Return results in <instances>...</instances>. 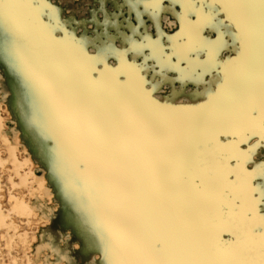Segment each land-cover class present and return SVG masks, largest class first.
<instances>
[{
  "label": "snow or ice",
  "instance_id": "obj_1",
  "mask_svg": "<svg viewBox=\"0 0 264 264\" xmlns=\"http://www.w3.org/2000/svg\"><path fill=\"white\" fill-rule=\"evenodd\" d=\"M125 6L137 24L128 30L119 14L105 19L93 55L75 41L71 51L41 55L32 39L50 26L39 17L47 11L55 19L58 9L0 0V31L37 116L57 140V170L65 176L69 160L89 162L87 173L66 179L67 194L96 229L108 264H264V0H184L180 32L167 47L162 33L136 38L141 8L159 30L160 0ZM220 15L235 26L239 43L238 55L223 63ZM210 26L215 39L202 35ZM130 55L142 63H129ZM110 58L119 66L110 68ZM151 61L182 79L219 71L222 83L196 107L144 101L148 94L131 83H143L137 73ZM194 169L198 184L190 179Z\"/></svg>",
  "mask_w": 264,
  "mask_h": 264
},
{
  "label": "bare ground",
  "instance_id": "obj_2",
  "mask_svg": "<svg viewBox=\"0 0 264 264\" xmlns=\"http://www.w3.org/2000/svg\"><path fill=\"white\" fill-rule=\"evenodd\" d=\"M121 1L123 3L122 6L127 9L128 14L131 16L132 12L125 6L126 0ZM183 2L184 0H167V5L163 6L162 0H160V8L157 12L158 24L160 23V19H163V21L168 23L171 22L170 19L174 18V21L172 22L179 24L180 32V16L183 14V8L181 5ZM42 3L48 4L46 2ZM105 5L106 0H101L100 11L104 15L106 11ZM51 7L58 9L55 19L51 18L49 12H44L39 19H43L44 16H47L50 20L54 21L53 28L46 30V34H42L39 39H32L33 47L41 55H47L59 49L72 50L73 42L55 43L59 40L50 36L51 32L57 31V28L59 27L60 13L63 11V9H60L55 5H51ZM140 11L142 14L144 13L142 8ZM92 15V19L98 24L99 19L97 13H93ZM146 15L157 24L156 18L151 14ZM71 19L74 22L73 17ZM105 19H109V17L107 16ZM188 19L190 21H195L196 17L190 16ZM217 19L223 22L220 17ZM219 31L225 33L224 40L227 45L226 48L221 49L217 57L218 61L223 63L231 59L226 55L228 50H237V41L233 38V31L225 23L224 27L220 28ZM216 32V27L210 26L203 30L202 35L207 38L215 39ZM72 34L74 35L73 31ZM228 38L231 39V41H228ZM167 40L169 41V38H167ZM120 41L121 45H125L122 40ZM9 46V37L3 31H0V70L3 74L2 78L6 79L3 81L0 80V175L5 171L8 164L12 165L13 173L11 172L8 174V180L11 186L16 187L17 185H22L23 187L28 188L31 197H33L34 200L30 201L22 196L17 197L12 195V193L10 194L8 207L4 208L1 202L2 182L0 177V232L5 230L9 233L10 229L14 230L12 223L13 217L28 218L35 216L37 215V210L42 212L43 218L51 219L53 211L50 209H44V203L41 204V199L43 196L50 198L53 195L63 204V209L58 219L60 220V225L63 226L65 230H69L75 234V238L81 241L82 247L79 256V260L82 262L81 264H84V262L85 264L88 262L91 264L94 263L97 255L102 257V264H108L109 257L106 255L105 247L101 242L96 229L86 219L74 200L71 199L66 192V179H71L73 175H83L87 173L90 168L89 162L83 158L77 161L69 160L67 162V174L65 176H62L57 170V140L51 132L43 127L40 118L37 116L34 108L33 96L26 88L20 72L14 66L13 60L9 54ZM80 47L82 46L80 45ZM131 57L133 58V63H135V59L138 57ZM198 59L201 61L206 60V54L200 55ZM99 72L100 70L97 65L96 72L93 74L92 78L98 79ZM216 72L217 71H213L199 80L193 77L182 79L179 73L171 70H164L162 72L156 62L151 61L146 70L137 73L143 83H140L134 77L131 86L134 90L148 94L147 96L141 97L144 101H154L156 104H166L172 108H175L174 104L179 102L188 104V107H196L195 104L198 103V105H200L201 102H206L208 100V92L215 93L213 85L219 84V79L221 77L219 74H214ZM208 76L209 80L205 83L204 79ZM123 77H126V80H122L121 78ZM175 80L179 82V88L174 87ZM127 82L128 77L122 75L120 77V83L123 84ZM162 84L171 87L172 94L170 98L163 97L157 93L161 90ZM190 84L197 86V88L188 89L187 86ZM151 95L159 97L160 102H156ZM4 110L9 111L10 115L15 117L18 129H13L12 131L8 129L4 117ZM257 140L258 138H256L251 145L256 144ZM20 146H22V148H19ZM20 151H23L24 153V155H22L23 158H20L19 156ZM263 152L264 147L258 149V153L262 154ZM32 157L44 166L43 175L39 178L36 177L35 174L33 175L30 170ZM31 175H33V178ZM13 176L18 178V183H16ZM29 177L32 178V181ZM198 177L199 173L194 169L190 179L192 182L198 184L200 182ZM221 239L227 241L229 237L225 235L221 237ZM8 240H12V237ZM8 243L10 244V241H8L7 244ZM41 255L44 256L43 260L40 258ZM50 256H56L57 263L50 262ZM37 260L38 262L41 261V264H60L62 263V260H66L68 264L75 263V261L69 257L68 252L61 249L59 244H56L53 241L52 234L48 235V239L42 240L40 246L37 248Z\"/></svg>",
  "mask_w": 264,
  "mask_h": 264
},
{
  "label": "rangeland",
  "instance_id": "obj_3",
  "mask_svg": "<svg viewBox=\"0 0 264 264\" xmlns=\"http://www.w3.org/2000/svg\"><path fill=\"white\" fill-rule=\"evenodd\" d=\"M40 2H46L50 6L55 5L60 9H63L62 13H60L59 27L56 32H51L50 36L59 40L66 42H78L84 49L87 55H93L98 46V41L95 39L96 33L102 30V25L105 19V15L100 11V2L101 0H40ZM163 6L167 5V0H162ZM115 5V7H114ZM123 3L121 0H106L105 10L108 13L109 19H115L119 14V21L121 24V28H124L125 22L127 23V29L130 30L131 27L137 24V18L135 13L132 12L131 16L128 14V11L125 7L122 6ZM122 6V7H121ZM121 8V9H120ZM47 11H45L46 13ZM93 13H97V17L99 19V23L92 19ZM74 22L72 21V18ZM223 22L228 25L233 34L236 32V28L234 25L230 24L226 21L225 16H219ZM141 19L143 20V26H140L138 29L137 39L140 38L141 35L147 33L153 39L158 38V34H163V41L165 43V47H167L168 40L167 38L175 36L179 32V24L174 23V18L170 19L171 22L166 23L163 19H160L159 30H157V24L154 23L152 19H150L146 14H142ZM41 22L45 25H49L50 29L53 28L54 21L50 20L47 16H44L43 19H40ZM111 31V29H109ZM74 32V35L72 34ZM228 41L231 39L228 38ZM120 40L116 41V46L118 48H123L125 45L120 44ZM237 50H228L226 55L231 59H234L239 53V43L237 42ZM129 63H133V58L131 55L128 57ZM108 66L110 68H116L119 66V61L116 58H110L108 61ZM135 63L140 65L142 63V58L135 59ZM99 70L103 68V64L98 65ZM141 72V71H140ZM214 74L221 73L217 71ZM2 71L0 70V80H6L2 78ZM6 78V76H5ZM122 80H126V77L121 78ZM205 83L209 80V76L204 79ZM220 83H222V75L219 79ZM219 83V84H220ZM214 84L213 88H215L216 92L218 90V85ZM174 87L179 88L180 84L177 80L174 81ZM188 89L197 88L192 84L187 86ZM171 87L165 84L161 85V90L157 93L163 97H171ZM151 97L156 101L160 102V98L151 95ZM205 102H201L203 104ZM175 108L189 106L186 103L179 102L174 104ZM195 104V106H197ZM4 117L6 119L8 129L12 131L13 129H18V124H16V120L14 116H11L9 111L4 110ZM256 138L251 139L249 144L250 146ZM19 148H22L20 146ZM264 154V152L262 153ZM23 151L19 152L20 158H23ZM30 170L33 175L36 177H41L44 172V166L36 161L33 157L30 162ZM28 170V171H30ZM13 173L12 165L8 164L6 166L5 171L0 175L2 182V190H1V202L4 208L8 207V203L10 200V194L17 197H24L27 200L33 201L34 198L31 197L28 188L23 187L22 185H17L16 187L11 186L8 180V174ZM31 173V174H32ZM31 175V177L33 176ZM16 183H18V178L13 176ZM29 177L32 181V178ZM46 183V181H45ZM49 186V185H48ZM13 187V188H12ZM56 193V192H55ZM44 203V209H50L53 211L51 219L43 218L42 212L37 210L35 216L31 217H13V229L9 230L7 233L5 230L0 232V264H41V261L37 260V248L40 246L42 240L48 239V235H53V241L56 244H59L61 249L66 250L69 254V257L75 261L74 264H81L79 260L80 252H81V241L75 238V234H73L69 230H65L63 226L60 225L59 215L62 212L63 204L60 200L55 198V196L46 197L43 196L41 199V204ZM42 217V218H41ZM12 227V225H11ZM16 229H15V228ZM15 236V237H13ZM12 237V240H8ZM43 237V239H42ZM10 241V244L7 242ZM41 260L44 259V256H40ZM50 262L57 263L56 256L49 257ZM102 257L100 255L96 256V261L92 264H102ZM60 264H68L66 260H62ZM85 264V262H84ZM91 264V263H86Z\"/></svg>",
  "mask_w": 264,
  "mask_h": 264
}]
</instances>
